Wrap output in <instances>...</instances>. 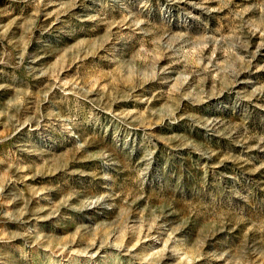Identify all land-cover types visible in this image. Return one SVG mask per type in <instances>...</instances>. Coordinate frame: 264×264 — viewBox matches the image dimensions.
<instances>
[{
	"label": "rangeland",
	"instance_id": "rangeland-1",
	"mask_svg": "<svg viewBox=\"0 0 264 264\" xmlns=\"http://www.w3.org/2000/svg\"><path fill=\"white\" fill-rule=\"evenodd\" d=\"M0 264H264V0H0Z\"/></svg>",
	"mask_w": 264,
	"mask_h": 264
}]
</instances>
